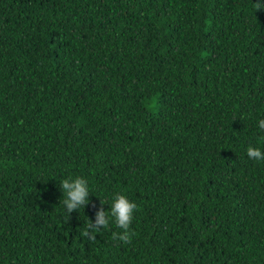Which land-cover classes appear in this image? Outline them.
I'll use <instances>...</instances> for the list:
<instances>
[{
  "label": "trees",
  "instance_id": "16d2710c",
  "mask_svg": "<svg viewBox=\"0 0 264 264\" xmlns=\"http://www.w3.org/2000/svg\"><path fill=\"white\" fill-rule=\"evenodd\" d=\"M256 2L0 0V264H264Z\"/></svg>",
  "mask_w": 264,
  "mask_h": 264
},
{
  "label": "clouds",
  "instance_id": "9594fccd",
  "mask_svg": "<svg viewBox=\"0 0 264 264\" xmlns=\"http://www.w3.org/2000/svg\"><path fill=\"white\" fill-rule=\"evenodd\" d=\"M257 11L264 10V0H257L254 4ZM259 127L264 129V120L259 122ZM247 155L250 159L257 161L264 159V153L259 148L249 146L247 149ZM61 189L63 191L64 200L63 203L66 206V212L70 216L74 211H78L81 207L85 208L89 204V188L88 183L83 178H75L74 180L69 178L65 179L61 183ZM104 204L103 202H101ZM137 208V205L131 202L125 195L117 194L113 198V203L109 211L103 209L97 212L94 222L88 219L87 228L83 232V235L90 240H95V233L101 231V229L107 228L110 223V218L114 219L116 226L122 230L120 234H113L114 239L123 241L124 243H131L132 233L130 232V224L133 219V212Z\"/></svg>",
  "mask_w": 264,
  "mask_h": 264
}]
</instances>
